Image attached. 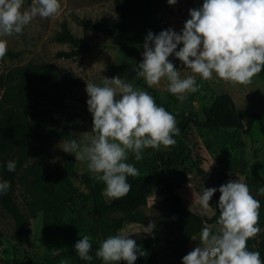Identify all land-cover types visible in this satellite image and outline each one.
I'll list each match as a JSON object with an SVG mask.
<instances>
[{
    "label": "clouds",
    "instance_id": "clouds-1",
    "mask_svg": "<svg viewBox=\"0 0 264 264\" xmlns=\"http://www.w3.org/2000/svg\"><path fill=\"white\" fill-rule=\"evenodd\" d=\"M176 2L167 0L169 5ZM24 4L25 0H0V37L22 34L35 17L50 18L61 11L60 0H32L27 8ZM189 16L180 33L171 28L159 34L147 33L136 76L143 78L149 88L166 80L167 92L182 102L187 94L199 91L197 76L208 81L215 74L226 83L247 86L264 70V0H203L201 7L189 9ZM180 44L182 47L176 50ZM7 49V40L0 38V60ZM173 54L191 75L181 77L168 59ZM85 90L94 136L84 146L69 140L62 149L73 154L75 160L87 162L94 178L105 184L104 195L110 203L129 193V176H139V170L126 162L129 153L141 161L145 149L168 150L175 146L174 137L180 131L175 116L133 83L119 77L105 78L102 85L88 82ZM6 167L14 172L16 161H8ZM10 187L9 181L0 180V194H6ZM216 191L203 189L199 203L204 210L210 208L209 201ZM218 191L219 228L213 232L203 227L199 246L184 255L181 264H264L260 253L248 248V241L262 231L260 201L245 182L237 179L220 185ZM258 193L264 195V187ZM154 202L153 197L151 207ZM154 228L155 222L150 221L143 232L153 235ZM128 237L124 233L108 236L100 242L95 256L103 264H134L138 254L145 256L146 252ZM91 239L85 234L74 245L81 260L93 259Z\"/></svg>",
    "mask_w": 264,
    "mask_h": 264
},
{
    "label": "rangeland",
    "instance_id": "rangeland-1",
    "mask_svg": "<svg viewBox=\"0 0 264 264\" xmlns=\"http://www.w3.org/2000/svg\"><path fill=\"white\" fill-rule=\"evenodd\" d=\"M60 3L59 15L50 18L37 16L24 27L22 34L0 37L7 40L10 50L18 52L14 58L4 57L0 60V74L29 61L50 62L56 69L67 74L68 83L63 89L65 105L63 107H48L52 117L51 122L53 124L61 122L69 124L73 129L74 139L84 146L89 144L94 136L91 131L92 114L88 111L86 103L88 95L85 89L88 82L102 85L105 78L119 77L152 95V92L141 86L135 78L134 58L129 55L127 50L128 46L136 49L141 55L142 62L145 37L132 39L128 34L109 37L99 32L85 30L75 21V16L90 20L102 17L115 20L113 0H60ZM202 3L203 0H177L174 5L166 3L156 12L159 28L153 34H159L162 30L169 28L180 33L185 21L190 18L189 9L199 8ZM24 7L27 8L26 0ZM63 22L67 24L74 35L82 40L80 53L76 57L66 59L55 56L57 51L70 50L68 44L52 40V36L60 29ZM180 47L182 44L178 45L176 50H179ZM168 59L178 69L182 78L192 74L190 69H187L174 54L170 55ZM196 79L197 83L201 85L199 91L187 94L182 102L167 92L166 80H162L159 85L152 87L161 102H168L177 122L180 120L178 117L180 113L193 112L202 118L203 112L220 93H228L231 96L237 116L244 125L250 115L264 112V80L259 74L247 86L226 83L217 79L215 74L213 79L208 81H202L199 76ZM157 105L159 104L157 103ZM184 137L191 147L192 157L183 166L170 167L166 174L174 181L175 193L180 196L186 207L201 215H211L219 201V186L236 179L245 182L256 198L254 184L264 175V119L255 120L248 133L241 128L215 130L189 127L185 131ZM67 141L63 138L46 140L42 147V164L44 166L60 164L68 154L62 149ZM161 150L164 149L161 148L159 151ZM156 152L158 151L151 148L145 149L144 158L141 161H136L134 156L129 153V159L126 162L133 164L139 172L144 171L151 156ZM28 163H36V160L31 157ZM74 166L76 171L86 173L94 178V174L87 167V162L75 160ZM209 166L210 169L206 172ZM200 168L202 171H199ZM204 188H217L209 201L210 208L208 210H204L199 203V197ZM23 193V188L19 183H16L15 201L23 212H27ZM165 195L166 191L163 188L150 185L147 187V203L143 206L121 209L118 206L119 199L108 202L107 219L105 220L107 223H105L104 229L106 237L124 233L129 234L128 238L134 240L140 237L148 238L155 243L157 264H174L175 257L171 252L170 242L177 235V227L174 216L163 206ZM153 197L155 202L151 207ZM106 199L108 200L107 197ZM150 221L155 222L153 235L143 232ZM209 227L215 232L219 225L216 222ZM0 228L4 234L0 244V264H15L12 261L13 220L1 207ZM29 228L31 230L30 240L21 243L18 249V254L22 258L43 259L69 245V241L65 239L61 231L49 232L43 228L41 212H38L35 217L29 218ZM78 228L79 236L83 237L87 234L93 240L98 239L99 243L102 241L85 231L84 227L79 226ZM199 234L200 232L193 237L195 239L190 240L191 249L199 246ZM60 264H68V262ZM100 264H103V261ZM119 264L127 263L120 261Z\"/></svg>",
    "mask_w": 264,
    "mask_h": 264
},
{
    "label": "trees",
    "instance_id": "trees-1",
    "mask_svg": "<svg viewBox=\"0 0 264 264\" xmlns=\"http://www.w3.org/2000/svg\"><path fill=\"white\" fill-rule=\"evenodd\" d=\"M32 0H26L29 7ZM167 0H113V10L116 19L102 17L90 20L75 16V21L83 29L99 32L109 37L128 34L132 39L146 37L147 33L156 31V12L165 6ZM57 43H66L70 50L57 51V58L76 57L80 53L82 40L74 35L65 22L52 36ZM128 53L134 58L135 78L138 83L152 92L155 101L174 115L168 102H161L152 88H149L143 78L136 76L141 55L127 47ZM18 52L7 49L5 57L14 58ZM264 80V70L259 73ZM69 77L55 68L50 62L29 61L15 66L0 74V180H7L11 187L6 194H0V207L13 220V257L15 264H100L102 260L95 256L99 248V240L91 239L93 256L91 261L81 260L75 252V243L82 238L78 235V227L93 237L104 240L106 237L105 220L107 219V199L104 195L105 184L75 169V157L68 153L60 164L44 166L42 164V147L46 140L63 138L72 140L75 135L71 126L65 122L53 124L49 106L63 107L65 98L63 89ZM177 127L179 136H175V146L153 154L146 170L139 176L128 177L131 185L129 193L119 199L121 209L137 208L147 203V187L154 185L166 191L163 206L174 216L177 235L170 242V249L175 257L174 264H181L182 257L192 249L190 240L203 227L216 223L219 218L218 204L214 212L201 215L186 207L180 196L175 193L176 185L167 176V170L172 166H183L191 157L192 150L184 137L189 127L221 129L241 128L249 132L253 122L264 119V112L249 116L246 125L237 116L236 107L228 93L215 96L210 106L200 118L196 113H180ZM36 163H28L30 158ZM16 161L14 172L7 170V162ZM199 171H202L201 168ZM16 183L23 188V201L27 212H23L14 198ZM256 199L260 201V221L262 229L256 239L248 241L251 251H258L264 260V195L258 193L264 187V175L254 184ZM42 214V226L49 232L61 231L69 241V245L59 249L43 259L22 258L18 254L19 245L30 240L31 230L29 218ZM4 234L0 228V244ZM136 243L146 252L145 256L138 254L136 264H157L155 260V243L148 238L140 237ZM125 262V261H124ZM127 263V262H125Z\"/></svg>",
    "mask_w": 264,
    "mask_h": 264
}]
</instances>
